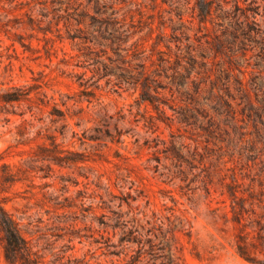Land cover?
<instances>
[{
	"label": "rangeland",
	"instance_id": "obj_1",
	"mask_svg": "<svg viewBox=\"0 0 264 264\" xmlns=\"http://www.w3.org/2000/svg\"><path fill=\"white\" fill-rule=\"evenodd\" d=\"M28 1L0 0V188L40 264H264L262 47L215 51L207 40L234 18L199 27L195 0H117L131 30L147 33L159 112L140 83L100 77L70 39L48 32L47 51ZM253 6L238 21L263 29L264 0ZM34 83L32 100L2 97Z\"/></svg>",
	"mask_w": 264,
	"mask_h": 264
},
{
	"label": "trees",
	"instance_id": "obj_2",
	"mask_svg": "<svg viewBox=\"0 0 264 264\" xmlns=\"http://www.w3.org/2000/svg\"><path fill=\"white\" fill-rule=\"evenodd\" d=\"M31 1L39 5L41 16L35 18L32 14H28L29 23L33 26L36 24L37 28L44 32L47 43L49 40L53 43L51 46H46L47 51L53 48L56 40L48 36V32H55L60 40H64L65 37L70 39L82 50L85 57H92L96 63H99L97 73L100 77L116 75L120 83L123 81L132 82L134 85L140 83L143 86L140 100L149 101L159 112L163 111L159 106L160 102H156V96L147 94L155 79L151 77V73L147 72V33L131 30L132 24L127 21V13L121 12V7L117 6V0H29L27 3L29 4ZM258 1L251 0V5L247 3V0H195L194 7L199 27H207V22L214 21L215 18H234L235 23L230 21L225 24L221 28V32L215 35L214 41L207 40L215 51L224 52L228 48L234 50L236 47L246 49L252 43L260 45L264 50V28H255L244 23V20L238 21L240 18L248 19L251 15H255L257 10L253 4ZM180 17L183 19V16ZM217 24L219 25L221 22H217ZM63 30L67 32L66 36L62 34ZM135 36L136 38H134ZM23 45L25 44L23 43ZM158 45V42L154 43V47ZM167 45L171 51L170 44ZM189 51L190 55L196 58L191 53L192 50ZM104 54L109 56L111 63L107 64L104 61L102 58ZM129 55L132 58H129ZM182 56L181 52H175L176 61ZM133 59H137L136 63H133ZM172 62V55L169 54L167 57L161 58L160 65L164 69H168L173 67L170 66ZM100 64L104 67L101 68ZM133 67H137V69L134 70ZM120 68L123 74H120ZM207 71L204 70V74ZM176 72L180 75L183 74L178 69ZM199 72L202 73V71ZM38 87L40 85L37 83L12 86L2 94V97L7 102L32 100L31 92ZM40 100V103L45 105L49 103V100H45L43 97H40ZM52 106L51 113L58 115L56 120L66 118V112L57 106L56 101ZM187 116L188 114H184L183 117ZM66 125L67 123H64L63 127ZM49 137L52 145L57 147V136ZM2 166L6 168L5 181L15 182L16 177L14 172L9 170V164L4 163ZM2 191L3 189L0 188V239L3 242L8 264H18L19 261L23 264H40L20 221L6 207V197L2 195Z\"/></svg>",
	"mask_w": 264,
	"mask_h": 264
}]
</instances>
